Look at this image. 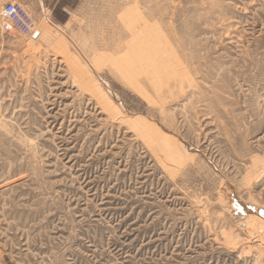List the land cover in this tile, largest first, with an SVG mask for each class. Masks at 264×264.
<instances>
[{"label": "rangeland", "instance_id": "obj_1", "mask_svg": "<svg viewBox=\"0 0 264 264\" xmlns=\"http://www.w3.org/2000/svg\"><path fill=\"white\" fill-rule=\"evenodd\" d=\"M76 5L0 31V264H264V0Z\"/></svg>", "mask_w": 264, "mask_h": 264}, {"label": "built area", "instance_id": "obj_2", "mask_svg": "<svg viewBox=\"0 0 264 264\" xmlns=\"http://www.w3.org/2000/svg\"><path fill=\"white\" fill-rule=\"evenodd\" d=\"M0 31L4 34L16 31L25 36H33L35 21L23 5L8 3L0 8Z\"/></svg>", "mask_w": 264, "mask_h": 264}, {"label": "crops", "instance_id": "obj_3", "mask_svg": "<svg viewBox=\"0 0 264 264\" xmlns=\"http://www.w3.org/2000/svg\"><path fill=\"white\" fill-rule=\"evenodd\" d=\"M80 0H0V4L17 2L35 17L71 16Z\"/></svg>", "mask_w": 264, "mask_h": 264}, {"label": "water", "instance_id": "obj_4", "mask_svg": "<svg viewBox=\"0 0 264 264\" xmlns=\"http://www.w3.org/2000/svg\"><path fill=\"white\" fill-rule=\"evenodd\" d=\"M37 33L34 35V37H37ZM248 212H253V210H251V209H249V210H242V214L244 215V216H246L247 214H248Z\"/></svg>", "mask_w": 264, "mask_h": 264}, {"label": "bare ground", "instance_id": "obj_5", "mask_svg": "<svg viewBox=\"0 0 264 264\" xmlns=\"http://www.w3.org/2000/svg\"><path fill=\"white\" fill-rule=\"evenodd\" d=\"M141 41V40H140ZM144 41V40H143ZM146 46V45H145Z\"/></svg>", "mask_w": 264, "mask_h": 264}]
</instances>
